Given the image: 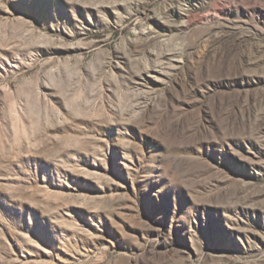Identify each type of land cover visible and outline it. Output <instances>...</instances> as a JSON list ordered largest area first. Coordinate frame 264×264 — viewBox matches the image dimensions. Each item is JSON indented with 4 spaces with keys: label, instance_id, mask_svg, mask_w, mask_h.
<instances>
[{
    "label": "rangeland",
    "instance_id": "1",
    "mask_svg": "<svg viewBox=\"0 0 264 264\" xmlns=\"http://www.w3.org/2000/svg\"><path fill=\"white\" fill-rule=\"evenodd\" d=\"M0 264H264V0H0Z\"/></svg>",
    "mask_w": 264,
    "mask_h": 264
}]
</instances>
